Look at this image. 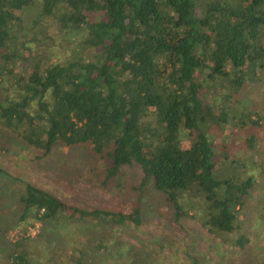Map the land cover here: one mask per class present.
I'll list each match as a JSON object with an SVG mask.
<instances>
[{"label":"trees","instance_id":"16d2710c","mask_svg":"<svg viewBox=\"0 0 264 264\" xmlns=\"http://www.w3.org/2000/svg\"><path fill=\"white\" fill-rule=\"evenodd\" d=\"M34 1L0 0V126L44 155L57 146L89 148L104 162V182L115 179L119 187L124 168L136 167L140 193L126 214L83 209L27 184L12 264H29L25 233L38 222L55 221L69 232L72 218L104 229L91 234L92 252L74 249L76 264H174L173 256L156 254L163 245L139 248L105 231L141 223L149 184L167 199L175 221L191 215L208 232L245 247L248 238L236 234L257 173H264L250 162L264 148V109L258 103L253 110L246 95L244 102L234 97L264 73V0H39V20L53 17L61 32L83 31L76 57L51 64L18 48L12 31L14 15ZM217 81L231 102L219 112L203 90ZM230 116L232 129H244V158L243 145L235 150L216 141Z\"/></svg>","mask_w":264,"mask_h":264},{"label":"rangeland","instance_id":"374dc122","mask_svg":"<svg viewBox=\"0 0 264 264\" xmlns=\"http://www.w3.org/2000/svg\"><path fill=\"white\" fill-rule=\"evenodd\" d=\"M40 8L41 2L34 1L14 15L13 21L16 24L12 31L19 40L17 47L25 49L27 46L29 50L24 52H30L31 55L41 53L44 64L74 59L75 49L78 50L83 31L72 29L73 32H61L57 20L53 17L39 20ZM13 47L15 46H9ZM91 54L86 52L85 55L88 57ZM258 78L254 87L243 90L240 96L234 97L237 101L246 95L253 110L258 109V103L264 109L262 71L258 73ZM203 90L206 101L214 106L216 112H219L220 108L230 109L231 102L226 99L227 89L222 83L214 82L211 88ZM1 95L0 85V98ZM237 107L239 112L243 110V104L237 103ZM261 112L264 115V111ZM228 122L226 132L220 133L216 141L220 147L221 142H224V146L231 145L235 150L243 145L241 154L244 158L249 154L244 155V137L239 134V130L243 134L244 129L231 128L232 116ZM228 136L231 140L229 142L226 141ZM260 136L263 140L264 131H261ZM186 139L185 134L184 140ZM187 143L190 144L189 140ZM89 152L87 147L70 149L57 146L49 155H44L39 148L26 144L16 133H10L8 129L0 126V264H12L9 252L13 241L21 236L18 229L21 231L25 223L24 221L17 226L21 214L19 198L29 183L83 209L99 208L126 214L133 211L140 193L135 189L141 180L139 169L124 168L123 183H119L120 187L116 185L118 181L115 179L106 183L105 173L101 171L105 166L104 162L93 159ZM252 161L253 167L260 164L261 168L262 165L264 168V148L250 159V162ZM261 170L257 173L258 177L261 175L258 178L260 182L250 192L249 204L245 210L247 215L244 213L245 216L239 219L241 228L236 235L244 234L248 238L243 248L235 243L236 239L232 237L231 240L208 232L201 222L191 215L181 221H175L167 199L150 184L144 189L141 197V223L135 225L129 221L125 230L105 231L113 237V233H116L120 240L128 241L139 248H143L146 243H149L146 246H151V243L157 247L163 245V249H158L156 254L173 256L174 264H192L193 261L198 264H264V173L261 174ZM49 224L45 227L38 222L25 233L24 243L29 251V264H76L71 259L74 249L92 252L90 247L94 238L91 234H94V237L104 234L103 227L93 219L90 224L72 218L69 232L58 229L60 225L55 221ZM166 244L171 248L165 246Z\"/></svg>","mask_w":264,"mask_h":264}]
</instances>
